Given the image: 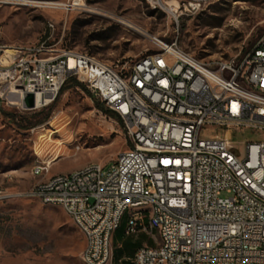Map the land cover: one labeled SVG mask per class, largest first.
<instances>
[{
  "label": "built area",
  "instance_id": "obj_1",
  "mask_svg": "<svg viewBox=\"0 0 264 264\" xmlns=\"http://www.w3.org/2000/svg\"><path fill=\"white\" fill-rule=\"evenodd\" d=\"M63 6L86 9L84 0ZM50 37L0 43V104L22 107L32 93L27 108L46 106L75 78L121 121L128 146L108 168L87 163L47 179L50 163L40 160L38 180L24 191L0 188V200L25 195L62 208L84 237L82 264L110 262L124 214L126 235L154 242L130 264H264V34L218 65L153 37L155 50L119 69L55 49Z\"/></svg>",
  "mask_w": 264,
  "mask_h": 264
},
{
  "label": "rangeland",
  "instance_id": "obj_2",
  "mask_svg": "<svg viewBox=\"0 0 264 264\" xmlns=\"http://www.w3.org/2000/svg\"><path fill=\"white\" fill-rule=\"evenodd\" d=\"M67 1L0 0V43L39 44L51 35V47L87 52L119 69L155 50L153 37L208 60L239 56L264 34V0H163L174 13L148 0H84L85 10H66ZM97 102L68 80L46 106L0 104V188L28 189L39 178L32 169L40 160L49 161L51 172L87 163L108 168L128 140L122 123ZM126 217L108 264H130L138 246L154 244L143 232L126 235ZM83 246L62 208L25 195L0 200V264H82Z\"/></svg>",
  "mask_w": 264,
  "mask_h": 264
},
{
  "label": "bare ground",
  "instance_id": "obj_3",
  "mask_svg": "<svg viewBox=\"0 0 264 264\" xmlns=\"http://www.w3.org/2000/svg\"><path fill=\"white\" fill-rule=\"evenodd\" d=\"M148 3L152 7H156V6L162 5V7H164L165 9L170 11L171 13L172 12L174 13V10H175V8L173 6H171V4H168L166 2H165V4H164V2H162V3H159L158 5H156L151 0H148ZM55 5H60V4H55ZM192 5H194V4H192ZM66 49H70V53H82V51H77V50H74V49H71V48H66ZM87 57H93L94 59L97 60V63L104 64V66H111V65L105 63L103 60L97 58L96 56H94L92 54L87 53ZM205 63L206 64H211V65L221 64V57L205 60ZM249 68H257V61H249ZM39 104H40V99H39V97H37L36 98V105H39ZM184 117H186V118L196 117V110H193V109L184 110Z\"/></svg>",
  "mask_w": 264,
  "mask_h": 264
},
{
  "label": "trees",
  "instance_id": "obj_4",
  "mask_svg": "<svg viewBox=\"0 0 264 264\" xmlns=\"http://www.w3.org/2000/svg\"><path fill=\"white\" fill-rule=\"evenodd\" d=\"M142 2H144V1L142 0ZM69 80H72V83H73L74 85H77V86L83 88L85 91L89 92V90L85 87V85H84L83 83H81L80 81H78L77 79H75V78H71V79H69ZM62 87H63V86H62ZM102 104H103L102 102H97V103H96V106H97L98 108L102 109V108H103ZM105 112L108 113V114H110V115H112V116H114V117H116V115H115L112 111H110L109 109H106V108H105ZM116 118H117V117H116ZM117 119H118V118H117ZM118 121H120V120L118 119ZM120 122H121V121H120ZM122 231H123V227H122V226H119V227L117 228V230H116V235L120 236L121 233H122ZM133 253H134V252H133Z\"/></svg>",
  "mask_w": 264,
  "mask_h": 264
},
{
  "label": "water",
  "instance_id": "obj_5",
  "mask_svg": "<svg viewBox=\"0 0 264 264\" xmlns=\"http://www.w3.org/2000/svg\"><path fill=\"white\" fill-rule=\"evenodd\" d=\"M22 103H23V106L25 107H32L34 105L33 94L25 93Z\"/></svg>",
  "mask_w": 264,
  "mask_h": 264
},
{
  "label": "crops",
  "instance_id": "obj_6",
  "mask_svg": "<svg viewBox=\"0 0 264 264\" xmlns=\"http://www.w3.org/2000/svg\"><path fill=\"white\" fill-rule=\"evenodd\" d=\"M66 155H63V156H61L60 158H63V157H65ZM59 158V159H60ZM60 172H51V171H48V173L43 177V179H47L48 177H50V176H53V175H56V174H59ZM38 180V179H37ZM117 230V229H116ZM116 230H115V232H114V234H113V237H115L116 236ZM113 237H112V241H113Z\"/></svg>",
  "mask_w": 264,
  "mask_h": 264
}]
</instances>
